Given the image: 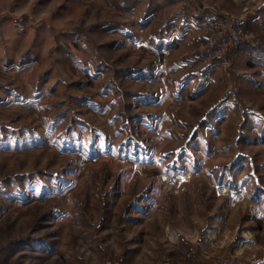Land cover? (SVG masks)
I'll list each match as a JSON object with an SVG mask.
<instances>
[{"label": "rangeland", "instance_id": "1", "mask_svg": "<svg viewBox=\"0 0 264 264\" xmlns=\"http://www.w3.org/2000/svg\"><path fill=\"white\" fill-rule=\"evenodd\" d=\"M0 264H264V0H0Z\"/></svg>", "mask_w": 264, "mask_h": 264}, {"label": "built area", "instance_id": "2", "mask_svg": "<svg viewBox=\"0 0 264 264\" xmlns=\"http://www.w3.org/2000/svg\"><path fill=\"white\" fill-rule=\"evenodd\" d=\"M203 10L201 25L204 42L201 45V60L206 66L216 63L226 67L229 49L238 44L245 34L243 17L214 9Z\"/></svg>", "mask_w": 264, "mask_h": 264}, {"label": "crops", "instance_id": "3", "mask_svg": "<svg viewBox=\"0 0 264 264\" xmlns=\"http://www.w3.org/2000/svg\"><path fill=\"white\" fill-rule=\"evenodd\" d=\"M187 23H189L192 28L191 29H197L196 31H200L202 28L201 21L202 17L200 15L191 14L190 16H186ZM217 67V66H213Z\"/></svg>", "mask_w": 264, "mask_h": 264}, {"label": "trees", "instance_id": "4", "mask_svg": "<svg viewBox=\"0 0 264 264\" xmlns=\"http://www.w3.org/2000/svg\"><path fill=\"white\" fill-rule=\"evenodd\" d=\"M213 66H216V63L215 64H212V65H209L208 67H213Z\"/></svg>", "mask_w": 264, "mask_h": 264}]
</instances>
